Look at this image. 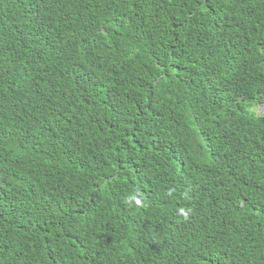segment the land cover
<instances>
[{"label": "trees", "instance_id": "1", "mask_svg": "<svg viewBox=\"0 0 264 264\" xmlns=\"http://www.w3.org/2000/svg\"><path fill=\"white\" fill-rule=\"evenodd\" d=\"M258 105L264 0H0V264H264Z\"/></svg>", "mask_w": 264, "mask_h": 264}, {"label": "clouds", "instance_id": "2", "mask_svg": "<svg viewBox=\"0 0 264 264\" xmlns=\"http://www.w3.org/2000/svg\"><path fill=\"white\" fill-rule=\"evenodd\" d=\"M136 204L138 206H143L139 200H136ZM190 211L191 210H185V209L181 208L179 210V215L182 216L185 220H187L189 218Z\"/></svg>", "mask_w": 264, "mask_h": 264}, {"label": "rangeland", "instance_id": "3", "mask_svg": "<svg viewBox=\"0 0 264 264\" xmlns=\"http://www.w3.org/2000/svg\"><path fill=\"white\" fill-rule=\"evenodd\" d=\"M254 109H255V111H256L258 114H263V113H264V105H258V106H256Z\"/></svg>", "mask_w": 264, "mask_h": 264}]
</instances>
